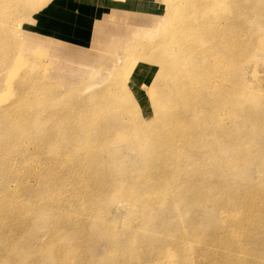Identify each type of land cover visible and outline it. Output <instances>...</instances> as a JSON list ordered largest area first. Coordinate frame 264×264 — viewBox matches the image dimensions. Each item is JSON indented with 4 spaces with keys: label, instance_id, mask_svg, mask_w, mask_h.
I'll return each instance as SVG.
<instances>
[{
    "label": "rangeland",
    "instance_id": "374dc122",
    "mask_svg": "<svg viewBox=\"0 0 264 264\" xmlns=\"http://www.w3.org/2000/svg\"><path fill=\"white\" fill-rule=\"evenodd\" d=\"M260 188L264 0H0L9 264H264Z\"/></svg>",
    "mask_w": 264,
    "mask_h": 264
},
{
    "label": "bare ground",
    "instance_id": "6f19581e",
    "mask_svg": "<svg viewBox=\"0 0 264 264\" xmlns=\"http://www.w3.org/2000/svg\"><path fill=\"white\" fill-rule=\"evenodd\" d=\"M222 82H223V80H222ZM19 100V99H18ZM17 101H15L13 104H15ZM20 104V103H19ZM24 107V106H23ZM16 108V109H15ZM14 109V111L12 112L11 111V109H6L7 110V112L9 113V116H11L10 117V119H14V115H15V113H17V110H19V109H21V106H17V107H15ZM13 109V108H12ZM4 116L6 115V114H3ZM8 116V117H9ZM6 117V116H5ZM7 118V117H6ZM174 140H176V139H174ZM163 139H162V141H161V143H160V146L162 147V146H165V142L163 143ZM6 142H4V146H6ZM82 147H75V149H81ZM6 151H8L7 149H6ZM8 156V157H5V156ZM2 158H6V160H7V162H5L4 161V165H6V166H8L9 168H10V171L11 172H13V174H14V177L15 178H20L21 177V174L20 173H16L17 171H15V170H13L12 169V167H14L17 163L15 162V160L12 158V157H10V153L9 152H6L4 155H3V157ZM54 173V172H53ZM40 174V173H39ZM39 174H37L36 175V178H38L39 177ZM8 182V181H7ZM6 182V183H7ZM5 183V184H6ZM259 189V188H258ZM261 189V188H260ZM263 189H261V191H259V192H250L249 194H250V198L251 199H255L254 201L256 202V207H259V208H256V211H255V213H254V218L255 217H262L261 219L262 220H264V215H262V214H260L261 212H263L264 213V190L262 191ZM138 193H140V192H138L137 190H134V189H131V190H129L128 191V197L130 198V199H132V200H137V198H139V196L141 195V193H140V195H138ZM62 195L63 197H64V200H66V203H67V205L69 206V207H71L72 209H75L76 207H80L82 210H86V211H89V213L90 214H93V215H95V216H99L100 215V213L99 212H93V208H89V207H87L84 203H80V204H76L75 203V201L76 200H78L79 199V196H77V194H76V192H72V191H69V190H67V191H62V190H59V192L56 194V196H53L52 198H54V197H57L58 195ZM85 194L89 197V198H92L93 197V194H94V191L92 190V189H86V192H85ZM257 196V197H256ZM19 197H20V195L19 194H13V195H11V198H10V201H8L6 198H0V206L2 205V204H4V202L5 201H7V202H9V205H14V206H16L17 208H19V211L22 209L23 210V204L21 203V201H20V199H19ZM52 198H49V199H52ZM40 201V200H43L42 198H37L36 199V201ZM35 201V202H36ZM39 204H41V203H39ZM181 209H179V208H176V211H180ZM24 212L28 215L30 212H29V210L28 209H26V208H24ZM222 213L224 214L225 212H223L222 211ZM230 213H233V214H235V215H233V218L235 219V217L234 216H236V217H239V216H241L242 215V211L241 210H236V211H234V210H230ZM243 214H245V212L243 213ZM248 215V214H247ZM63 216L66 218V219H71L72 221H74V222H76V223H78L77 221V217H78V215H75V214H72V215H70V214H63ZM245 217V216H244ZM243 217V218H244ZM250 217H251V220H247L246 222H245V224H247L248 225V223L250 224V225H252V223H253V221H254V218L252 217V215H250ZM245 219V218H244ZM249 219V218H248ZM10 220V217H4L2 214H1V211H0V235H5V233L3 234V231H2V229L4 228V226L7 224V222ZM243 220V219H242ZM230 221V220H229ZM234 221V220H233ZM223 223V222H222ZM239 223V222H238ZM142 224V223H141ZM144 224V223H143ZM74 225V224H73ZM226 228H228V226L226 227ZM224 230H225V227H224ZM234 231H237V230H234ZM142 232H144V231H141V233ZM145 233V232H144ZM232 235L234 234V233H231ZM230 234V235H231ZM239 234H241V232L239 233ZM181 235L183 236V238L181 239V240H183V239H186L187 238V232L185 231V230H183V232L181 233ZM234 236H235V234H234ZM233 236V237H234ZM230 237H232V236H230ZM236 237V236H235ZM234 237V238H235ZM240 237V236H239ZM237 240H239L238 238H237ZM236 240V241H237ZM221 242V241H220ZM221 244V243H220ZM15 246V245H14ZM179 247V246H178ZM180 248L182 249V253H183V256H184V258L183 257H180V255H178V253H176L175 251V253L171 250V247H170V245L168 246V247H166V244H163V246H162V253H164V255L165 256H167V263L166 264H193V263H189L188 261H187V252L190 250V245H188V247H185V250L183 251V244L180 246ZM72 251V253H75V250H71ZM147 251H148V248H146V251H145V254H144V256L143 257H138V261L139 262H141L142 261V259H145V256H147ZM9 252H10V250L8 251V254H7V256L6 255H4L5 257H0V264H9V261H8V259H9ZM180 258H182L184 261H186L187 263H180L179 262V259ZM256 259V258H255ZM256 261V260H255ZM234 262V259L233 258H231L230 259V263H233ZM257 262V261H256ZM226 264V263H225Z\"/></svg>",
    "mask_w": 264,
    "mask_h": 264
}]
</instances>
